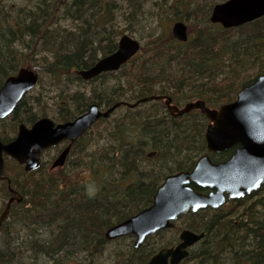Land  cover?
Instances as JSON below:
<instances>
[{"label":"trees","instance_id":"trees-1","mask_svg":"<svg viewBox=\"0 0 264 264\" xmlns=\"http://www.w3.org/2000/svg\"><path fill=\"white\" fill-rule=\"evenodd\" d=\"M55 3L56 5L40 0L28 13L16 18L0 9V87L8 75L17 71L15 69L18 64H24L25 53L21 49L24 42L30 41L34 45L40 43L44 59L49 61L47 69L51 78L58 82H65V76L71 69L82 80L78 70L90 67L100 56L117 48L115 3L112 5L105 0H56ZM213 5L205 8L206 14H203L202 19L199 18L204 23L202 26L213 24L210 21ZM198 7L190 6L186 18L196 9L204 11ZM62 12H66L72 22L71 28L55 23L57 21L54 19ZM218 27L222 33L232 31L219 24ZM236 28L247 29L242 39L227 40L226 36L222 39L217 36L215 39L212 32L201 31L202 27L187 42H181L169 33L159 35L151 42L152 48L143 44L142 51L118 70L90 79L92 83L115 74V84L104 82L101 86L94 87L88 100L84 99L83 94L73 93V112L61 111L58 117L63 120L73 118L74 113H82L92 102L107 109L121 101L129 92L135 94L134 101L125 100L129 102L162 94L171 95L177 104L176 96L182 98L187 95L203 98L209 104H216L220 99L229 101L232 88L224 85V81L217 82L220 73H206V66L229 52H232L234 59L240 55V58L235 59L237 63H243L247 58L249 61L253 57L259 58L264 51V16ZM222 40L224 47L221 46ZM213 42H217L218 46H213ZM256 48L258 49L254 51ZM198 80L212 85L217 96L210 97L211 94H206L202 89H194L192 85ZM123 85L129 87L122 90ZM153 100L163 106L161 115L158 109L154 112L147 110L139 113L140 116L136 115L133 119L138 120L132 119L131 124H126L125 120L119 121L116 124L117 130L112 133L117 138V144L114 139L104 138L106 142L102 148L106 151L101 153L103 149H97L92 158L97 181L92 185L98 183L92 194L86 182L76 179L72 174L60 176L54 171L46 170V175L38 178L36 174L42 170L43 161L38 169L26 172L17 161L11 158L15 161L12 164L7 158L5 174L12 175L13 170H18L22 179L13 176L12 185L23 196L20 202L12 203L9 215L13 213L12 208L19 209L17 211L22 214H17L13 221H9L10 225H7V219L4 220L0 227V264H36L38 259L43 258L46 263L42 264H50V261L51 264H95L109 243L105 236L107 228L148 206L153 200L160 176L189 169L195 160H190L188 164L177 163V170L165 171V168H169L168 163L177 162L184 153L187 161L197 146L195 140H199L197 143L201 142L199 152H207L203 130L206 120L204 114L191 118L192 121L185 124L181 120L185 115L175 117L162 99ZM31 110L24 97L12 113L14 124L24 120L26 123H33L40 112H33L25 119L24 115ZM39 110L46 114L44 107ZM107 118H100L96 123ZM159 128L163 130L162 135L156 134ZM90 129L74 143L72 150L83 141ZM12 137L1 136L4 141ZM149 142H153L159 152L157 161L152 164L159 169V173L154 174L151 168L152 173L144 175V170L140 168L144 164ZM115 172L119 175H115ZM22 181L27 183L23 184ZM4 182V190L8 196L7 181L0 183ZM261 191L256 193V200L249 208L235 219L224 220L226 215L230 216L229 213L210 209L185 214L198 221L185 223L187 227L198 232L204 231L205 236L198 243V249H191L190 255L180 264H189L194 260L201 264H264V195H261ZM247 200L238 202V205ZM22 229L26 233H22ZM162 231L151 236L161 234ZM144 244L135 247L131 243V253L125 264L147 263L154 249L146 250Z\"/></svg>","mask_w":264,"mask_h":264},{"label":"water","instance_id":"water-1","mask_svg":"<svg viewBox=\"0 0 264 264\" xmlns=\"http://www.w3.org/2000/svg\"><path fill=\"white\" fill-rule=\"evenodd\" d=\"M261 16H264V0H224L214 4L210 20L231 28ZM188 31V24L184 20H177L172 26L174 37L181 41L189 39ZM140 50L141 41L125 33L120 37L117 49L100 57L90 67L80 69L78 73L83 79L90 80L103 72L118 70ZM39 77L35 70L23 66L5 79L0 88V123L13 113L25 94L36 86ZM153 99H164L174 116L193 109L204 112L211 120L205 132L209 151L219 152L236 142L243 146L225 161L215 163L209 154H203L192 168L168 174L156 188L151 204L107 228L105 236L108 240L133 234L134 246L140 247L149 235L172 227L180 215L207 207H220L227 198L242 197L261 186L264 182V72L239 88L235 100L219 107L208 106L204 99L191 100L180 107L173 103L171 95L162 94L142 97L135 102L121 100L107 109L93 102L84 112L66 121L56 122L45 115L31 125L22 122L14 138L3 141L0 137V180L6 178V155L24 165L25 170L33 171L40 167L45 150L69 140V145L54 158L50 168L63 166L73 143L98 119L109 117L122 105L134 107ZM8 187L15 194L8 199L0 214V227L9 216L12 202H20L23 198L12 187L10 180ZM199 188L213 190L206 193ZM204 236V231L183 228L177 244L162 247L146 264H179L188 257L190 248Z\"/></svg>","mask_w":264,"mask_h":264},{"label":"rangeland","instance_id":"rangeland-1","mask_svg":"<svg viewBox=\"0 0 264 264\" xmlns=\"http://www.w3.org/2000/svg\"><path fill=\"white\" fill-rule=\"evenodd\" d=\"M47 2H52V4L55 3L53 0H43ZM109 3H112L114 5L115 3V34L117 41L119 40L120 36L127 33L135 38H138L142 44L147 45L149 47H153L151 42L155 41V37L159 35H167L172 34V26L173 23L177 20H185L189 26V36L193 37L196 35L197 31L202 27V30H205L206 33L212 32L214 35L213 37L216 39L219 37V39H222L223 36H226V39H239L242 36H244L245 32H247V29L241 30L240 28L232 27L230 32L222 33L221 30H218V24L217 25H204L202 26L200 22V19L203 18V14H206L205 8H209L210 4L213 5L216 2H219L221 0H138L137 6L133 7L129 5V0H105ZM40 0H0V9L2 12L8 11L11 13V16L13 18H16L17 16H23V14L28 13L30 9H33L35 7V4H39ZM198 7L203 8L204 11L201 12L200 9H196L194 12H192V15H190L188 18L187 12L189 7ZM123 7V10H120V8ZM126 8V9H124ZM213 8V7H212ZM212 11V10H211ZM200 18V19H199ZM55 23H58L61 26H66L68 28H71L73 26L72 22L69 20V18L64 14L63 12L59 14L58 18L54 19ZM52 20V21H54ZM50 21V23H52ZM191 27V28H190ZM241 31L243 33H241ZM218 36V37H217ZM211 37V38H213ZM242 39V38H241ZM151 45H150V44ZM239 43V42H238ZM40 43H37L34 45L32 42L27 41L24 42L23 45L26 47H22L25 55H24V61L20 64H18L17 68L15 70H18L21 66H30L33 69H35L40 74L39 81L37 85L30 90L25 98L27 99L28 107L31 106L30 113H26L24 115V118L27 119L33 112L39 111L40 113H37V116L44 115L42 111L39 109L44 107L46 110L45 115H50L51 117H54L57 120H63L62 118H59L58 115L61 113V111H69L73 112L74 105L72 103L73 96L72 94L75 93V95L83 94L84 99H87L89 95H92V90L94 87L97 88V86H101L105 82V84H115V74L105 76L103 78H99L97 81L90 82V80H84L79 79L77 76L76 71L71 69L67 75L65 76V82H58L57 80H52L51 73L49 69V61L47 62L46 59H44V52L43 48L39 46ZM42 45V44H41ZM218 46V45H217ZM216 46V47H217ZM215 47V48H216ZM258 48L254 49L256 51ZM215 50V49H214ZM253 50V48H252ZM261 52V49L259 48V53ZM240 54V52H239ZM259 58L253 57L252 60L249 61L247 56L244 58H247L243 61V63H237V60L240 58V55H237V58H232V52H229L228 54H225L224 57H218L217 60H214V62L207 64L206 66V73H220V77L217 80L218 81H224V85H229L232 88V91L229 93L231 94V99L229 101L233 100L237 95V90L245 84L248 80H253L258 74L264 72V51ZM184 61V60H182ZM237 63V65H235ZM229 64V66H227ZM50 75V76H49ZM216 75V74H215ZM117 81V80H116ZM114 82V83H113ZM250 82V81H248ZM247 82V83H248ZM124 84V83H123ZM193 88L202 89L206 94L210 97L217 96L212 95L213 92H216V90L212 89V85H208L205 83V81L198 80L197 83H194ZM191 86V87H192ZM129 86L123 85L122 90H126ZM215 88V87H214ZM190 90V89H189ZM173 91V89L171 90ZM227 93V94H229ZM134 95L132 92L127 93L124 95L121 100H129L134 101ZM219 95V94H218ZM182 97L177 98L175 97L176 101L180 105H184L186 102L190 100H195L199 97ZM78 97V96H76ZM75 97V98H76ZM77 99V98H76ZM88 100V99H87ZM115 100V99H114ZM216 98L214 99V101ZM223 100H219L218 103L213 104L210 102V105L212 106H218L222 103L227 102ZM163 102L165 104V101L163 99ZM105 108V106H102ZM167 108V107H166ZM158 109L160 111L161 115L164 110L163 106L158 102H154V100L147 101V102H141L137 106H128V105H122L114 110V112L111 114L110 117H108L104 121H99L98 123H95L89 133L85 136L83 141L79 143L77 146L73 148V150L70 152L67 162L65 164V167L63 169L57 168L54 171L56 175H69L72 174L75 176L76 179L84 180L89 187L88 190L92 194L94 193V189L97 188L98 183L95 185H92L93 182H97L95 180L94 176V170L95 167H92L95 162H92V158L97 152V149L102 148V146L105 144V137L111 138L115 140V144H117V138L112 135L113 131L117 130V123L119 121L122 122V120H125L126 124H131L130 121L137 115L140 116L139 113H145L147 110H152L153 112ZM138 112V113H137ZM202 112L199 110L192 111L190 113H187L181 120L186 124L187 122L192 121L191 118H197L198 116H201ZM203 114V113H202ZM78 115L77 113H74L73 116ZM204 118V117H203ZM141 119V118H140ZM205 124L203 126V130L205 131V127L208 124V118H205ZM138 120V119H133ZM25 121V120H24ZM22 122V121H21ZM18 124H14V120L12 118V115L6 117L2 120L0 123V135L1 136H14L17 133L18 130ZM114 144V143H113ZM64 144H61L57 147L51 148L48 151H46L43 155V167L42 170L39 172V174H36L38 178L43 177L46 175V170H50V165L53 161V159L58 155V153L61 151V149L64 147ZM155 144L153 142H149L146 147L145 152V160H144V166L140 169H143V174L147 175V173H159V169L157 167H153L152 164H154L157 161V158L159 157V152L156 151L157 149L154 147ZM101 153L106 150L102 148ZM203 152H193L190 153L191 155L189 158H187V161L185 159V153L179 157L177 162L175 163H168L169 168H165V171H172L177 170L178 168L177 163L185 164L187 162H190V160H196ZM189 160V161H188ZM9 163L15 162L11 158L8 159ZM188 164V163H187ZM91 167V169H87L88 167ZM151 168L153 169L151 172ZM145 170H148L145 171ZM18 170H13V176L18 179H22L21 175L17 172ZM41 173V174H40ZM169 174L166 173L163 176H160L159 184L162 182L164 177ZM115 175H119L118 172H115ZM71 176V175H70ZM72 177V176H71ZM112 179V178H111ZM90 182V183H89ZM4 183H0V214L5 208L6 202L8 200V196L4 190ZM110 187L109 184L107 186ZM261 195H264V189L261 191ZM256 200V197L247 200L242 205L234 204L229 207V209L224 212L226 214H230L228 217L225 216L224 220H228L230 218L235 219L236 217H240L242 213L246 211L247 208ZM16 208V207H15ZM19 209L12 208L13 213L9 215L7 218V225H10L9 221H13L17 214L21 213L18 212ZM22 214V213H21ZM15 215V216H14ZM115 220V218H113ZM198 222L197 218L192 219L189 216L181 217L176 221V226L172 229H167L161 232V234L150 236L147 241L145 242V248L146 250H153V252H156L161 246L166 244H174L179 239V233L180 230L184 227H187L185 223L187 222ZM5 230L2 232L4 233ZM22 233H26L25 229H22ZM45 233V231H44ZM134 241L133 236H128L126 238H119L115 240H109V243L106 246V249L104 253L97 259L95 264H125L126 258L128 254L131 253V243ZM199 245L196 244L192 249L196 250L198 249ZM38 263H46L43 259H38L36 264ZM51 264V261L49 262ZM188 264V263H187ZM189 264H201L197 260L189 263Z\"/></svg>","mask_w":264,"mask_h":264},{"label":"flooded vegetation","instance_id":"flooded-vegetation-1","mask_svg":"<svg viewBox=\"0 0 264 264\" xmlns=\"http://www.w3.org/2000/svg\"><path fill=\"white\" fill-rule=\"evenodd\" d=\"M173 98V97H172ZM173 103L177 104L174 99H173ZM179 106H184V105H180V104H177ZM195 110H198V109H194V110H191L189 112H186L184 114H181L180 116H183V115H186L187 113H190L192 111H195ZM179 116V117H180ZM178 117V116H177ZM66 143L63 142V144ZM62 144V143H61ZM65 145V144H64ZM66 146V145H65ZM243 146L242 143L240 142H236L235 144L229 146L228 148L222 150V151H215V152H203V153H210V157L212 159L213 162L217 163V162H221V161H225L227 159H229L237 150L238 148H241ZM206 149H207V144H206ZM202 153V154H203ZM196 161V160H195ZM195 161L191 164L190 168L194 165ZM7 181V185H8V179H4L2 181ZM264 188V182L261 184V186L256 189V190H253L251 191L250 193H247L246 195L242 196V197H237V198H227V200L220 206V207H207L206 209H210V210H220L222 211L223 213L226 212L230 206L234 205V204H238L241 203L240 201H244V200H249L251 199V197H254L256 196L259 191H261L262 189ZM9 189V187H8ZM201 191L203 192H206V193H209L210 191H212L213 189L212 188H199ZM9 194L8 197H11L12 195H14L15 193L12 192L10 189H9ZM227 194V193H226ZM250 197V198H249ZM9 199V198H8ZM242 205V204H241ZM204 209V210H206ZM226 214V213H225Z\"/></svg>","mask_w":264,"mask_h":264},{"label":"bare ground","instance_id":"bare-ground-1","mask_svg":"<svg viewBox=\"0 0 264 264\" xmlns=\"http://www.w3.org/2000/svg\"><path fill=\"white\" fill-rule=\"evenodd\" d=\"M131 2H132V4H130V0H129V5H130V7L131 6H133V7H135V6H137L136 4H137V2H138V0H131ZM124 9H126V8H124ZM120 10H123V7H121L120 8ZM64 14H66V12H63ZM202 35H204V36H206L205 35V33H203ZM226 40V39H225ZM223 41L224 40H222V44H221V46H223L224 47V44H223ZM218 44H217V42H213V46H217ZM227 66H229V64L227 65ZM214 93V92H213ZM14 112V111H13ZM11 115V114H10ZM9 115V116H10ZM8 117V116H7ZM158 130V132L156 133L157 135H162V133H163V130L161 129V128H159V129H157ZM199 137H200V135H199ZM196 142H195V144H197V146H195L196 148H194V152L196 153V152H198V150H199V147H200V143H197V142H199V140H195ZM51 166V165H50ZM26 172H30V171H27V170H25ZM12 177H13V174L11 175H9V174H6V178L8 179V180H10L11 181V184H13V179H12ZM22 183L24 184V183H27L26 181H22ZM12 187H13V185H12ZM15 187V186H14ZM13 187V188H14ZM15 189H16V187H15ZM23 197V196H22ZM8 198H10V197H8ZM7 203V202H6Z\"/></svg>","mask_w":264,"mask_h":264}]
</instances>
